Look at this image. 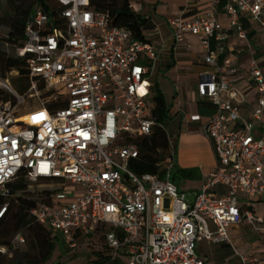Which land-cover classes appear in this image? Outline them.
Segmentation results:
<instances>
[{
    "label": "built area",
    "instance_id": "2783aa9c",
    "mask_svg": "<svg viewBox=\"0 0 264 264\" xmlns=\"http://www.w3.org/2000/svg\"><path fill=\"white\" fill-rule=\"evenodd\" d=\"M52 1L54 14L37 9L24 42L15 46L25 61L27 74L19 77L27 91L14 90L0 70V195L9 199V185L20 175L43 184L51 194L29 211L30 218L72 248L78 238L105 228L109 253L100 264H209L198 243L233 246L229 227L247 225L264 237V219L241 201L264 197V138L256 134L264 120V72L251 60L257 100L252 119H244V98L227 78L238 69L212 48L224 30L221 8L239 40L249 43L245 23L257 26L264 39V0H210L194 21H170L172 46L189 37L201 40L212 71L199 95L217 109L201 128L217 167L192 202L172 182L174 140L153 118L149 81L168 46L158 50L145 39L135 41L131 31L95 12L90 0ZM30 101L36 106L19 115ZM158 128L168 139L166 157L158 174L138 175L132 169L141 156L137 142ZM8 207H0V217ZM237 256L240 264H264L252 253Z\"/></svg>",
    "mask_w": 264,
    "mask_h": 264
},
{
    "label": "crops",
    "instance_id": "0c3cea01",
    "mask_svg": "<svg viewBox=\"0 0 264 264\" xmlns=\"http://www.w3.org/2000/svg\"><path fill=\"white\" fill-rule=\"evenodd\" d=\"M130 1L133 10L147 20L148 24L143 32L144 39L158 50L162 49L164 45L168 46L166 50L161 52L149 83L152 90L155 85L160 87L158 83L152 82L153 77L160 74L169 83V102H167L166 92L160 89L163 91L169 110V120L176 122L175 135L171 136L173 140L176 136L178 143L176 146L174 141L177 155L176 167L182 170L195 171L192 179L181 181L178 187L187 195V199L191 196L189 201L192 202L201 191L206 177L217 167L213 147L201 132L202 126L216 114L217 109L212 102L201 99L199 95L200 82L206 73L212 71L210 67L205 65L206 52L202 47L201 40L189 37L183 45L172 46L170 21L177 18L194 21L208 11L210 0ZM224 2L226 3L227 0H223ZM219 17L224 30L220 40L212 42V48L219 53L220 57L225 55L224 59H231L238 69L237 75L227 76V78L241 92L244 98L241 104L242 115L244 119L250 120L256 107L257 95L249 66L251 60L254 59L264 72V39L258 31V27L253 25L247 31L249 43L239 40L235 33L230 30L229 20L224 15L222 8ZM249 33H253L251 38ZM236 40L240 43H236ZM245 46L250 48L247 53H245ZM194 47L199 49L196 50ZM258 55L261 57L257 58ZM245 57L250 58L247 61ZM192 116H199L201 121L199 123L187 122L186 117ZM256 134L259 138H264V120L258 125ZM183 184L187 187L189 195L183 190ZM219 190L223 192L222 189ZM209 227L211 231L216 230L212 223H209ZM239 228H228V234L236 252H238ZM262 238L264 239V237ZM199 255L207 258L209 264H212L207 256Z\"/></svg>",
    "mask_w": 264,
    "mask_h": 264
},
{
    "label": "trees",
    "instance_id": "16d2710c",
    "mask_svg": "<svg viewBox=\"0 0 264 264\" xmlns=\"http://www.w3.org/2000/svg\"><path fill=\"white\" fill-rule=\"evenodd\" d=\"M46 1H48V3ZM23 3L15 8L13 18L10 20L0 19V28L6 27L9 31L7 36L0 35V42L13 46L21 44L25 40L26 27L31 21L35 11L37 9H43L54 14L56 9V4L52 0H36V5L34 7ZM90 3L91 8L95 12L108 16L112 27L128 29L131 31L135 41L144 40L143 32L147 27V20L133 10L130 0H90ZM244 26L248 31L249 26L246 23ZM252 36L253 33H249V37L251 38ZM260 57L261 55L257 56V58ZM224 58L225 55H222L220 57L221 61L224 60ZM0 70L3 75H5L7 71H17L21 76L27 74L24 60L16 56H8L4 53H0ZM26 91V86L19 90L20 93H25ZM152 103L154 105L153 118L158 123L164 125V123L169 120V110L166 105L163 91L157 85H155L152 90ZM137 144L141 156L138 160L134 161L132 165L133 171L138 175L158 174L160 171L158 165L164 160L168 152L169 144L165 132L158 128L151 138L143 139L137 142ZM194 173V170H182L175 167L172 172V182L179 186L181 181L192 179ZM27 181L24 175H20L16 181L9 185L11 197L5 199L0 195V207L5 205L6 201L14 200L13 203H8L9 207L6 213L0 217V247L9 249L11 247V241L16 234L22 230L31 227L34 228L36 226L38 231L46 235V238L43 240L44 255L42 258V261L45 263L51 259L58 244L62 243L59 240L61 236L59 237L57 234L37 224L30 218L29 211L37 205V202L28 197L29 184ZM50 194L51 191L48 189L42 192L44 200ZM105 231V228H99L92 237L98 236L99 240L105 243ZM52 236H54L53 239H51ZM108 253V248L106 245H103L100 249L92 253L95 258L92 260L91 264H100L103 260H106ZM3 262L4 257L0 254V264ZM118 264H124V260H118Z\"/></svg>",
    "mask_w": 264,
    "mask_h": 264
},
{
    "label": "rangeland",
    "instance_id": "374dc122",
    "mask_svg": "<svg viewBox=\"0 0 264 264\" xmlns=\"http://www.w3.org/2000/svg\"><path fill=\"white\" fill-rule=\"evenodd\" d=\"M46 2L48 3V1ZM22 3L34 7L36 5V0H0V19L10 20L13 18L15 8L20 6ZM8 33L9 31L6 27L0 28L1 36H7ZM236 43H240V41L236 40ZM245 47V53H247L250 48L248 46ZM194 49L198 50L199 48L194 47ZM0 53L15 57L17 55V48L13 45L0 42ZM250 57H245V60L248 61ZM261 66L263 67V65ZM5 73H7L6 77L14 90L19 91L25 86L26 81L19 77V73L17 74V72H14L11 76L8 75L9 71ZM152 82L158 83L160 88L166 92L167 102H169V83L165 81V79L162 77V74L154 76ZM30 106L32 108L36 106V104L33 101H30L27 103V105L19 108V115L26 113L29 109L28 107ZM175 126L176 122L173 120H167L164 123V128L170 136L175 135ZM174 141L176 146H178L176 136L174 137ZM199 141L201 142V140ZM201 144L203 145V143ZM27 183L29 184L28 197L37 203L44 200L42 192H44L46 188L43 186V184H32L29 180ZM182 186L183 190L189 195L190 193L188 192L187 187L184 184ZM188 200H191V196L188 197ZM241 201L247 205L246 208H252L257 217L264 219V197L260 201H249L245 197H242ZM13 202L14 200L6 201V203ZM36 228V226L34 228H27L16 234L11 241V247L9 249L0 247L1 250L5 251L0 253L4 257V262L2 264H91L92 260L95 258L92 253L105 245L104 242L99 240L98 236L93 238L91 235L85 234L83 238H78L74 242V247L72 248L70 244H68L64 239H61L60 235L57 234L60 237L59 240L62 243L58 244L51 259L44 263L42 261L44 255L43 240L46 238V235L45 233L38 231ZM238 233V252L241 254L252 253L264 261L263 236L254 232L247 225L241 226ZM18 237L24 239V244L18 240ZM53 237L54 236H52L51 239H53ZM198 253L203 256H207L212 264H240L237 252L229 243H214L208 240H203L198 243Z\"/></svg>",
    "mask_w": 264,
    "mask_h": 264
}]
</instances>
